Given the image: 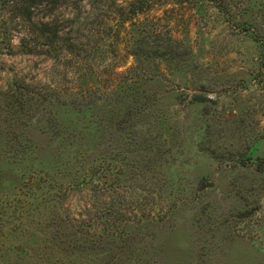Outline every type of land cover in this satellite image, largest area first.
Returning <instances> with one entry per match:
<instances>
[{"label":"rangeland","instance_id":"374dc122","mask_svg":"<svg viewBox=\"0 0 264 264\" xmlns=\"http://www.w3.org/2000/svg\"><path fill=\"white\" fill-rule=\"evenodd\" d=\"M27 1L0 0V264H264L232 220L264 185V0H47L34 53ZM15 83L56 91L55 163L12 147Z\"/></svg>","mask_w":264,"mask_h":264},{"label":"trees","instance_id":"16d2710c","mask_svg":"<svg viewBox=\"0 0 264 264\" xmlns=\"http://www.w3.org/2000/svg\"><path fill=\"white\" fill-rule=\"evenodd\" d=\"M212 1L218 2L217 0ZM46 2L47 0H28L25 7H20L18 2L15 5L19 11L24 13L23 16L25 18H23L30 24L27 31L22 33L23 38L21 39L20 47L26 52L34 53L36 50L54 47L61 41H64L65 31L54 22L49 23L44 21L46 17H39L37 13V11H41L42 8H46ZM135 4L136 3H132V5ZM52 12H55V10H50L51 16L53 15ZM134 58L137 64L132 65L127 73L137 75L139 70L138 64L142 63L143 57L140 53H135ZM22 84L23 83H15L14 89L9 92L11 94L10 97L12 102L7 104V110H12L13 114H16L17 110H14L16 107L20 112H23L28 102L31 103L30 110H27L28 112L25 113H20L26 116L22 119H20L17 114L12 118V120L16 121L15 123L10 124V128L7 129V133L12 135L11 140L12 138L14 139V141L12 140L10 143L12 144V147L17 148L18 153L16 154L20 156V153L26 152V150H37L39 152L42 140L47 141L46 138H49L50 141L48 139V142L44 144L45 149L44 147H41V151L38 154L40 155L39 160L45 162V158H52V162L55 163L57 160L53 155L58 150L53 148V143L56 136H60L63 128L57 115L52 112L55 102L51 101L54 98L50 97L53 96L52 93H56V91L52 90L50 91L52 93H50L48 91L49 89H52V87L49 88L46 86L42 88V91H45L46 93L38 92L33 94L30 93V90H28L29 92H24V88H29ZM32 94L33 97L27 98L28 95ZM48 103L49 105H47ZM18 122L19 125L15 126ZM30 129L41 134L42 137L40 143H36L34 138L33 141L35 140V142L32 141V143H29L28 140V144H25V136ZM21 157L23 158V156ZM89 161L88 164L91 163L93 165V160L90 159ZM250 194H253L252 204L237 213L232 220L237 221L239 225L237 233H239L240 236H242L241 233L243 234L247 232L250 235L255 234L258 239H261L262 237L264 240V185H254V188L250 189ZM113 236L115 235L113 234Z\"/></svg>","mask_w":264,"mask_h":264}]
</instances>
